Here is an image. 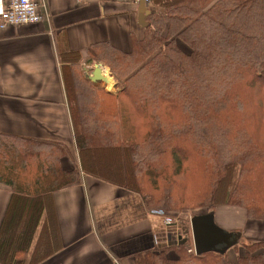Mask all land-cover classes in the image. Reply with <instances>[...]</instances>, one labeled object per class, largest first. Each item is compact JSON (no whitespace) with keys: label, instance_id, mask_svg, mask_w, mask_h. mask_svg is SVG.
<instances>
[{"label":"trees","instance_id":"1","mask_svg":"<svg viewBox=\"0 0 264 264\" xmlns=\"http://www.w3.org/2000/svg\"><path fill=\"white\" fill-rule=\"evenodd\" d=\"M150 1L144 36H132L130 51L99 42L65 58L83 171L91 153L97 177L98 160L114 169L122 161L124 184L149 211L236 206L264 221V0ZM85 56L88 66L110 70L116 92L90 81ZM66 156L61 145L0 134L9 211L32 212L26 240L43 199L80 182V171L63 167ZM182 227L186 243L136 253V264H235L227 249L197 254ZM243 248L236 264H264V240Z\"/></svg>","mask_w":264,"mask_h":264},{"label":"crops","instance_id":"2","mask_svg":"<svg viewBox=\"0 0 264 264\" xmlns=\"http://www.w3.org/2000/svg\"><path fill=\"white\" fill-rule=\"evenodd\" d=\"M40 10L41 23L0 28V134L61 145L67 150L63 167L77 169L81 179L43 199L28 240L25 229L32 225L31 210L25 208L19 218L15 208L10 213L12 191L0 186V264H136V253L179 243L182 226L176 215L146 208L142 196L124 184L122 161L114 169L98 160L96 171L103 175L97 177L91 153L90 171H83L65 88L72 63L65 58L99 42L130 51L132 36L142 39L145 33L139 4L42 0ZM85 59L80 64L87 71L92 66ZM103 75L108 77L107 69ZM227 213L232 215L229 208L217 214L213 224L236 232V220L225 217ZM168 219L171 224H166ZM247 223L246 232L255 240L264 223Z\"/></svg>","mask_w":264,"mask_h":264},{"label":"water","instance_id":"3","mask_svg":"<svg viewBox=\"0 0 264 264\" xmlns=\"http://www.w3.org/2000/svg\"><path fill=\"white\" fill-rule=\"evenodd\" d=\"M150 8L146 5L145 0L139 3V23L144 28L147 27V17L151 15ZM92 83L108 84V77L103 75V68L96 66L92 74L89 75ZM110 91V90H109ZM192 239L197 254L208 250H225L236 240V234L226 232L216 228L213 224V218L207 216L204 218H195L191 222ZM188 239L180 237V244H184Z\"/></svg>","mask_w":264,"mask_h":264},{"label":"rangeland","instance_id":"4","mask_svg":"<svg viewBox=\"0 0 264 264\" xmlns=\"http://www.w3.org/2000/svg\"><path fill=\"white\" fill-rule=\"evenodd\" d=\"M182 47H183V49L186 52L190 51V48L187 45L182 44ZM96 66H101L103 69H107L108 70V76L110 78L108 80L109 81L108 84L102 83V84H100L98 86L102 87V88H105L107 91L110 90L111 92H116V80L111 75L110 70L108 68H106L105 66H103L101 64H98V65L92 66L90 69L87 68V75L88 76L91 75ZM227 208H229V210L231 211L232 215H230V214L228 215V213H227L225 215V217L232 216L236 220V222L234 223V225H235L234 229H239V230H236V232H232V233L236 234V240L231 245V247H228V249H227L228 250L227 253L230 256V260L233 263L236 264L238 255H242L244 253L243 245L244 244H248L250 242L263 241L264 240V231L260 232L261 234H259V236H257L255 238V240L253 238L254 236L250 237V232H246L249 229V225L247 223L248 219L246 217L245 210L243 208H241V207H236V206H221V208L218 209L219 211L217 210L215 213L210 214L209 216H211L213 218L214 224H215V221H216L217 214L221 215L222 211L226 210ZM206 212L208 213L209 211H207L206 209L203 210V211H202V209H197V210L190 211V212H187V213H180V214L176 215L177 216L176 220L175 219H173V220H175L176 222H179V224L181 226L189 225V227H190L191 222H192L193 219H195V218H203L204 217L203 214L206 213ZM251 222L264 223V221H261V220H251ZM182 228H181V234H183ZM227 231H232V230H227ZM191 240H192V243H193V239H191ZM233 245L237 246V249H238L237 252H235V250H234L235 246H233ZM193 246H194V243H193Z\"/></svg>","mask_w":264,"mask_h":264},{"label":"built area","instance_id":"5","mask_svg":"<svg viewBox=\"0 0 264 264\" xmlns=\"http://www.w3.org/2000/svg\"><path fill=\"white\" fill-rule=\"evenodd\" d=\"M42 0H0V28L6 29L10 26H22L38 24L43 21L44 15L41 13ZM77 4H82L88 0H73ZM139 4L141 0H126ZM146 5L151 8L150 0H145ZM168 219L166 224H171Z\"/></svg>","mask_w":264,"mask_h":264}]
</instances>
